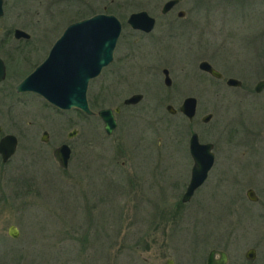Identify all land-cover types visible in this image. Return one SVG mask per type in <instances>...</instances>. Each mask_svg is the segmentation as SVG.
Instances as JSON below:
<instances>
[{
  "label": "rangeland",
  "instance_id": "obj_1",
  "mask_svg": "<svg viewBox=\"0 0 264 264\" xmlns=\"http://www.w3.org/2000/svg\"><path fill=\"white\" fill-rule=\"evenodd\" d=\"M166 1L3 0L0 57L9 74L0 84V137L14 134L18 145L9 161L0 157V264H205L211 249L226 251L228 264H248L244 253L251 247L255 264H264V114L249 110L248 101L238 104L236 91L199 68L203 60L223 69L228 59L250 56L241 36L264 28V2L180 0L162 14ZM141 10L156 19L148 38L126 23ZM178 11L184 15L176 18ZM98 13L117 16L123 29L113 61L88 84L90 108L97 114L143 95L122 107L111 134L98 114L62 111L36 94L14 91L69 23ZM14 28L30 39H15ZM164 32L171 39L155 43ZM188 96L197 98L193 121L166 111ZM206 114L212 116L203 122ZM72 128L79 132L69 140ZM193 132L214 144L216 159L182 203ZM63 143L72 148L67 169L52 155ZM249 186L261 195L253 206L245 198ZM10 225L17 238L8 235Z\"/></svg>",
  "mask_w": 264,
  "mask_h": 264
},
{
  "label": "water",
  "instance_id": "obj_2",
  "mask_svg": "<svg viewBox=\"0 0 264 264\" xmlns=\"http://www.w3.org/2000/svg\"><path fill=\"white\" fill-rule=\"evenodd\" d=\"M179 3V0H167L161 8L162 13H166ZM4 13L3 0H0V16ZM179 17L184 15V11H178ZM126 23L132 28L143 31H151L155 26V18L146 11L132 12ZM122 30V23L113 14L98 13L91 17L84 18L70 23L51 46L46 58L21 82L16 86V91H30L41 96L47 103L55 108L65 111L78 109L85 114H94L87 99V87L90 80L98 77L106 66L113 61V53L116 48L118 38ZM16 39H28L30 35L19 28L13 29ZM199 68L220 78L221 73L208 61H201ZM164 84L171 85V78L167 69L163 70ZM5 65L0 58V81L5 79ZM229 82L237 83L235 80ZM264 86V81L257 84L256 89ZM143 95L133 94L126 98L123 103L126 105L137 104ZM165 109L170 114L180 112L189 122L196 116L197 98L188 96L184 98L181 105L175 108L172 104H167ZM114 111L119 109L103 108L97 114L103 121V128L106 134H111L116 127ZM211 114L202 117L203 122H208ZM1 130V127H0ZM72 133H69V137ZM48 139L47 132L43 133L42 141ZM17 137L14 134H5L0 138V157L2 162H7L14 155L17 148ZM188 150L192 159L190 179L182 195V202H188L195 191L200 188L208 177L209 171L215 162L213 144L201 142L196 132L190 134L188 140ZM55 162L63 169L68 167L71 156V149L67 143L55 148L52 152ZM252 193L251 190L248 194ZM251 195V194H250ZM252 197V196H251ZM7 233L12 238H17L19 230L15 225L8 227ZM219 254V259L215 254ZM253 256V249L248 254ZM226 254L222 250L211 249L208 254L206 264H225ZM167 264H172L167 260Z\"/></svg>",
  "mask_w": 264,
  "mask_h": 264
},
{
  "label": "flooded vegetation",
  "instance_id": "obj_3",
  "mask_svg": "<svg viewBox=\"0 0 264 264\" xmlns=\"http://www.w3.org/2000/svg\"><path fill=\"white\" fill-rule=\"evenodd\" d=\"M243 1H246L247 0H243ZM250 1H254V4L257 3V2H264V0H250ZM180 2V0H179ZM179 4V3H178ZM177 4V5H178ZM252 4V5H254ZM175 5L172 9H170L169 11H167L166 13H161L162 14H168V13H172V11L174 10V8L177 6ZM257 5V4H255ZM261 7V6H260ZM105 9V8H104ZM263 11H264V8H263ZM178 12L176 13V18H177V15ZM179 17V16H178ZM182 17V16H181ZM75 22V21H73ZM72 23V22H71ZM70 24V23H69ZM155 24H156V19H155ZM68 26V25H67ZM66 26V27H67ZM129 26V25H128ZM65 27V28H66ZM122 27H123V24H122ZM130 29H132V31H134L135 34H137L138 36L140 37H145V38H148V37H151L150 35L152 34V32L154 31V28L151 30V31H143V30H140V29H136V28H132L131 26H129ZM123 29V28H122ZM64 31V30H63ZM167 33V34H166ZM122 34V30H121V33H120V36ZM173 34V33H172ZM171 33H168V32H164L162 35H160L159 37H157V42L155 43H158V44H162V42H165L166 40H170L171 39V36H172ZM130 35H132V33H130ZM12 36L14 37L13 35V30H12ZM119 36V38H120ZM173 38H177V29L174 30V34H173ZM31 37V36H30ZM30 37L28 39H30ZM15 38V37H14ZM118 38V40H119ZM16 39V38H15ZM18 40V39H17ZM241 40H242V47L247 50V49H250L249 53H250V56L247 57V58H242V59H228L226 62L225 61V65L223 67V69H217L216 67H214L211 63V65L213 66L214 69H216L218 72L221 73V77L220 78H217V77H214L212 76L211 74L207 73V72H204L208 75H210L212 78H214L215 80L217 81H220V82H223L226 86V88L228 90H232V91H236L238 94V99H237V103L238 104H241L245 101H248L246 102V106L247 108L249 109V105H250V109H251V106L252 107H256L257 108V111H261L263 114H264V86L263 87H260L259 90L256 89V86L259 82L261 81H264V56H262L263 54L259 53V51L261 50V48H264V28L260 31H256V28L254 29H249L248 31H244L242 33V36H241ZM117 46V45H116ZM114 54V53H113ZM1 58V57H0ZM2 59V58H1ZM3 60V59H2ZM4 62V65H5V72H6V75H5V79L7 77V75L9 74L8 73V69H9V66H8V69H7V64L5 60H3ZM40 64V63H39ZM38 64V65H39ZM36 65L34 67V69L38 66ZM34 69H32L27 75H29ZM164 69H162V74L165 76L164 72H163ZM169 72V71H168ZM170 74V73H169ZM21 75V74H20ZM19 75V76H20ZM27 75H25L20 81H18L15 86H14V91L18 94H23V93H31V94H36L34 92H30V91H22V92H18L16 91V86L19 82H21ZM171 78V77H170ZM3 79L2 81H0V84H2V82H4ZM229 80H235L237 81V83H233V82H229ZM38 95V94H36ZM39 96V95H38ZM41 97V96H40ZM42 98V97H41ZM143 99V98H142ZM49 104V103H48ZM124 104V103H123ZM138 104V103H137ZM51 105V104H50ZM136 104H130V105H126L124 104V108H128V107H133L135 106ZM122 106V107H123ZM122 107H119V106H116L112 109H115V108H118L119 111L118 112H115L114 111V117H115V120H116V127L117 128V123H118V116L121 114V110L123 109ZM249 109V110H250ZM71 110V109H70ZM73 110H76L78 112V114H85L84 112H82L81 110H78V109H74ZM67 111V110H65ZM87 115V114H86ZM97 114H90V116H95ZM84 116V115H83ZM82 116V117H83ZM102 120V119H101ZM262 125L264 126V118L263 120L261 121ZM1 127V126H0ZM114 128V129H115ZM113 129V130H114ZM2 132V128L0 130V133ZM45 132V131H44ZM43 132V133H44ZM47 132V131H46ZM79 130L77 128H72L70 131H68L67 133V138L69 140H71V138H73L74 136H76L78 134ZM113 132V131H112ZM43 133L41 135V137L43 136ZM69 133H72V136L69 137ZM9 134V133H7ZM5 134L1 135L4 136ZM47 135H48V132H47ZM16 136V135H15ZM0 137V138H1ZM17 137V136H16ZM263 139H264V135H263ZM49 140V135H48V139L46 141H43V142H47ZM17 141H18V137H17ZM42 141V140H41ZM71 149V156H72V148H71V145L69 143H67ZM213 144V143H212ZM18 145V143H17ZM215 146L213 144V152H214V157L216 159V156H215V150H214ZM17 149V148H16ZM16 152V151H15ZM15 154V153H14ZM71 156H70V159H69V162H68V166H69V163H70V160H71ZM123 165V163H121ZM215 165V162L213 164V167ZM212 167V168H213ZM68 168V167H67ZM66 168V169H67ZM212 170V169H211ZM210 170V171H211ZM209 171V172H210ZM225 173H229V171H226ZM199 189V188H198ZM251 190L252 193L248 194V191ZM252 196V197H251ZM182 198V197H181ZM245 198L247 200V202L249 204H252L253 205H256L257 203H259L260 199H261V195L260 193L252 186H249L246 188L245 190ZM182 201V200H181ZM183 203V202H182ZM253 249L254 253H253V256L251 257V254L248 252ZM219 250V249H218ZM224 251V250H222ZM225 254H226V262L225 264H228L229 263V255L226 251H224ZM209 254V252H208ZM219 254L216 253L215 254V258L216 259H219ZM207 258H208V255H207ZM255 259H256V250L251 247L249 248L245 253H244V260H246L248 262V264H255ZM167 260H170V259H167ZM167 260L165 262V264H167ZM172 261V260H171ZM207 261V259H206ZM242 264L243 261H239V262H235V264ZM172 264H173V261H172ZM206 264V263H205Z\"/></svg>",
  "mask_w": 264,
  "mask_h": 264
}]
</instances>
